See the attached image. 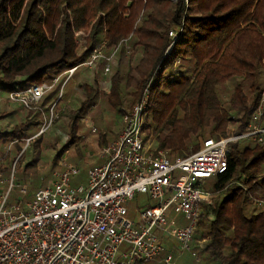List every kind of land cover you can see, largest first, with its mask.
<instances>
[{"label":"trees","instance_id":"obj_1","mask_svg":"<svg viewBox=\"0 0 264 264\" xmlns=\"http://www.w3.org/2000/svg\"><path fill=\"white\" fill-rule=\"evenodd\" d=\"M93 51L100 56L87 66ZM124 53L130 59L122 66ZM112 64L106 101L121 118L123 106L145 93L141 132L152 149L183 156L198 148L199 138L241 134L263 89L264 0H0V92L58 76L38 103L54 107L66 82L80 78L83 99L57 154L73 143L76 121L97 96L96 69L106 73ZM81 69L86 76L78 77ZM21 124L0 131V142L28 137L31 121ZM263 166L264 136L261 143L242 138L228 145L188 264H264V209L249 208V196L264 200Z\"/></svg>","mask_w":264,"mask_h":264},{"label":"built area","instance_id":"obj_2","mask_svg":"<svg viewBox=\"0 0 264 264\" xmlns=\"http://www.w3.org/2000/svg\"><path fill=\"white\" fill-rule=\"evenodd\" d=\"M174 34L168 31L169 37ZM96 56L100 54L93 51L85 65ZM73 70L65 71L58 98ZM57 79L11 90L6 99L21 108L38 109ZM262 96L264 88L245 132L206 137L195 151L168 157L143 143V93L122 115L117 137L100 149V162L86 169L84 184H71L78 169L62 160L60 170L52 171L23 201L27 190L14 183L13 170L7 177L0 172V264H172L184 253L195 258L190 243L196 222L202 205L211 203L202 180L225 171L230 143L242 138L262 142ZM138 194L150 203L136 208L130 219L126 205ZM249 200L254 209H264L262 198ZM163 238L175 247L165 248Z\"/></svg>","mask_w":264,"mask_h":264},{"label":"rangeland","instance_id":"obj_3","mask_svg":"<svg viewBox=\"0 0 264 264\" xmlns=\"http://www.w3.org/2000/svg\"><path fill=\"white\" fill-rule=\"evenodd\" d=\"M174 1L171 0V2ZM123 55L124 57L120 58V64L125 66L130 59L128 57L130 53H124ZM113 67L114 64L110 66L109 72L105 71L106 73L102 72L101 74L100 70L96 69L97 96L93 104L76 121L73 143L59 152V154L57 152L68 138V127L71 117L74 115L73 111L78 108L80 101L83 99L76 88V84L80 78L71 77L66 82L62 90V95L54 107L51 108L47 104H39L38 109H35L36 111L33 110L34 107L25 109L17 104L9 103L6 99L7 93L0 92V131L10 130L18 125L21 126V123L26 121H31L32 125L27 131V134H29L28 137L16 141L7 140L0 142V172L4 177H7L10 175L11 170H13L14 183L24 185L27 190L26 194L22 197L23 201L29 200L31 192L47 182L51 177L52 171L60 170L59 163L62 160L78 169V172L71 178V184H84V173L86 169L100 162L98 158L100 149L117 137L121 118L116 114L115 109L108 105L106 101L108 100L107 95L109 93V77L113 72ZM82 70H78V77L81 74L84 77L88 73L86 72L85 74ZM262 75L264 88V65ZM225 85L222 89L227 95L231 89V85L230 83H226ZM262 97L263 100L261 103L264 111V96ZM110 101L112 100L110 99ZM123 107L125 111L130 109H127L128 107H125V105ZM37 110L39 113H37ZM43 126H46V128L40 133L38 144H34L37 140L38 132ZM27 139L30 140L26 142ZM200 140L201 138L198 139V141ZM151 142L152 140L147 142L150 147L152 146ZM33 144L37 145V147H34ZM212 182L213 176L207 179L205 178L202 180V186L210 192L209 189ZM210 195L212 203L213 195L211 192ZM13 198L11 197V200ZM258 198L260 197L258 196ZM148 203H150V200L144 194H138L133 197L126 205L129 218H134L136 208H141ZM249 208L253 209L254 207L249 206ZM188 260L192 261L194 259L187 253H184L175 259L172 264H188ZM199 263L200 260L198 259L192 264Z\"/></svg>","mask_w":264,"mask_h":264},{"label":"crops","instance_id":"obj_4","mask_svg":"<svg viewBox=\"0 0 264 264\" xmlns=\"http://www.w3.org/2000/svg\"><path fill=\"white\" fill-rule=\"evenodd\" d=\"M161 241H162V243H163L165 248L173 249L175 247V244L172 241L168 240V239H164L163 238V239H161ZM155 262H152V263H155Z\"/></svg>","mask_w":264,"mask_h":264}]
</instances>
